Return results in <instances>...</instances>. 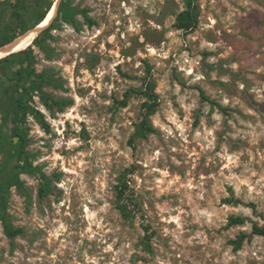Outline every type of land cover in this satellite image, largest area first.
I'll return each instance as SVG.
<instances>
[{
    "label": "rangeland",
    "instance_id": "374dc122",
    "mask_svg": "<svg viewBox=\"0 0 264 264\" xmlns=\"http://www.w3.org/2000/svg\"><path fill=\"white\" fill-rule=\"evenodd\" d=\"M21 1L0 0V25L20 18ZM72 2L95 23L59 21L50 56L30 44L37 72L67 88L54 95L74 101L52 115L35 96L49 131L32 115L19 121L24 56L0 66V129L16 143L23 128L55 185L40 198L39 177L19 174L24 156L8 159L0 180L24 182L8 207L23 232L11 239L0 221V264H264V235L253 233L264 225V0H196L189 34L176 27L185 0ZM149 79L156 132L132 142L147 100L137 92ZM231 215L247 220L230 225Z\"/></svg>",
    "mask_w": 264,
    "mask_h": 264
},
{
    "label": "trees",
    "instance_id": "16d2710c",
    "mask_svg": "<svg viewBox=\"0 0 264 264\" xmlns=\"http://www.w3.org/2000/svg\"><path fill=\"white\" fill-rule=\"evenodd\" d=\"M58 0H50L45 4L44 0H33V5L26 0H23L16 4V7L21 10V16L19 19H12L9 22L0 25V47L10 43L17 36L21 35L28 29L35 27L48 17L53 6ZM54 2V3H53ZM186 8L183 9L176 18V27L184 31V33H191L199 24V6L196 0H185ZM54 4V5H53ZM52 6V7H51ZM44 7V10H43ZM36 15V20L30 25L28 24L31 16ZM82 15L86 21L90 24H94V20L88 15V9L79 8L75 6L72 0H60L58 5V14L52 23L45 28L34 40L33 45L39 47L41 51L47 53L48 56L53 54L51 47V41L55 39L52 30L58 28L59 21L69 23L73 25L77 30L80 29V21L78 16ZM31 44V43H30ZM28 45V48L11 53L6 57L0 58V66L13 61L14 57L23 55L24 58L21 61L20 68L16 71L15 77V91L17 93L16 103L19 108V121L25 122L27 116L32 115L37 122L46 131L50 130V124L46 119V114L40 110L37 104L35 96L39 98V102L46 107V109L54 115L57 112H63L67 107L73 104V99L65 97H57L51 90H63L67 91V88L63 81L53 75L51 71L43 70L37 72L36 68V55L34 54L33 45ZM135 90H129L126 92L125 99L121 102L122 105L127 104V99L130 93H134ZM144 95L147 100L143 106L142 117L137 126V129L132 137V142L136 138H147L150 134L156 132V128L151 122V116L155 114L159 106V96L155 91V83L152 79H149L145 83V87L137 92ZM201 96L204 100L209 101L213 105H217L223 108L220 104H217L214 100H211L200 89ZM19 140L16 143L10 141L9 135L0 129V156L5 157L4 160H0V175H2L10 166L9 158H13L18 153L24 156V159L19 168V174L37 175L40 180L38 193L40 198H46L53 191L54 179L43 171L40 165L33 162L30 152L27 150L28 139L27 133L23 131V128H18ZM60 177L58 176L57 180ZM17 186L19 189H24V182L19 177L10 183H6L0 180V221L3 224L4 232L7 237L13 239L23 232V229L17 227L10 219L8 207L9 197L12 186ZM128 184L124 182L118 191V196L123 197ZM124 216H127L126 208L119 206ZM247 220V217L242 215H231L229 217L230 225L243 224ZM253 233L264 235V225L259 226L255 224L253 226ZM248 235L244 232L239 233L236 239L231 240L234 249H240Z\"/></svg>",
    "mask_w": 264,
    "mask_h": 264
},
{
    "label": "bare ground",
    "instance_id": "6f19581e",
    "mask_svg": "<svg viewBox=\"0 0 264 264\" xmlns=\"http://www.w3.org/2000/svg\"><path fill=\"white\" fill-rule=\"evenodd\" d=\"M60 0L57 1L56 7L53 10L52 14L44 19L42 22L37 24L35 27H32L22 33L21 35L17 36L13 39L10 43L0 47V58L6 57L11 53H16L24 48H26L36 37L45 29L47 28L55 17L58 14V5Z\"/></svg>",
    "mask_w": 264,
    "mask_h": 264
},
{
    "label": "water",
    "instance_id": "95a60500",
    "mask_svg": "<svg viewBox=\"0 0 264 264\" xmlns=\"http://www.w3.org/2000/svg\"><path fill=\"white\" fill-rule=\"evenodd\" d=\"M6 45V44H5ZM4 46V45H3Z\"/></svg>",
    "mask_w": 264,
    "mask_h": 264
}]
</instances>
